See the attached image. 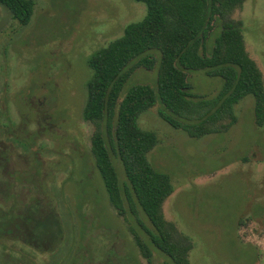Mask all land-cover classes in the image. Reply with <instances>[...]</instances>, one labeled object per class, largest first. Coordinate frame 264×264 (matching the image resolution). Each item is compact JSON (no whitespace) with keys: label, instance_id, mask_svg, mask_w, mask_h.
Returning a JSON list of instances; mask_svg holds the SVG:
<instances>
[{"label":"rangeland","instance_id":"obj_1","mask_svg":"<svg viewBox=\"0 0 264 264\" xmlns=\"http://www.w3.org/2000/svg\"><path fill=\"white\" fill-rule=\"evenodd\" d=\"M26 25L0 5V264H170L151 247L145 260L130 231L144 240L133 217L108 203L90 153L92 126L82 119L86 59L145 15L133 0H31ZM231 19L240 22L244 50L264 88V0H244ZM156 65L134 69L133 85L155 88ZM190 93L212 97L219 78L185 72ZM252 98L234 107L226 131L191 138L158 117L155 104L137 118L157 140L150 166L168 176L171 194L162 217L191 244L187 264H264V121L253 123ZM117 179L121 166L111 154ZM57 218L62 239L39 251L26 209ZM138 212V210H137ZM147 226L142 215L137 214Z\"/></svg>","mask_w":264,"mask_h":264},{"label":"trees","instance_id":"obj_2","mask_svg":"<svg viewBox=\"0 0 264 264\" xmlns=\"http://www.w3.org/2000/svg\"><path fill=\"white\" fill-rule=\"evenodd\" d=\"M133 1L144 5V17L126 25L120 37L86 59L90 77L82 119L93 129L90 153L108 203L119 216L131 215L147 237L144 240L130 228L141 256L149 261L152 247L170 264H187L191 244L162 217V203L172 191L169 178L146 158L157 140L138 127L137 118L158 104L162 121L200 138L235 124L233 107L251 96L253 123L260 126L262 76L244 50L240 22L230 17L244 0ZM0 5L19 25L28 23L31 0H0ZM155 65V88L133 85L122 92L134 69ZM190 71L219 78L220 89L212 97L191 94L185 76ZM111 154L121 166L123 181L117 179ZM6 227L0 215V234L8 232ZM20 227L29 229V240L39 251L50 252L62 239L57 218L34 207L19 215Z\"/></svg>","mask_w":264,"mask_h":264}]
</instances>
